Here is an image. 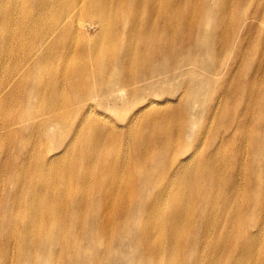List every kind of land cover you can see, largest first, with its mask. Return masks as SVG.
I'll list each match as a JSON object with an SVG mask.
<instances>
[{
  "label": "bare ground",
  "instance_id": "obj_1",
  "mask_svg": "<svg viewBox=\"0 0 264 264\" xmlns=\"http://www.w3.org/2000/svg\"><path fill=\"white\" fill-rule=\"evenodd\" d=\"M220 1L198 4L199 19L207 21L201 31L182 7L194 0H23L29 8L18 17L8 8H16L21 0H0V68H5L0 72V264H50L57 252L62 264L93 259L100 263L110 255L124 258L115 246L104 253L69 236L74 228L68 230L67 216L85 214L90 219L83 243L88 236L93 245H100L99 239L104 242L108 233L111 241H119L121 230L116 231L110 219L95 226L104 201L112 217L127 214L124 225L142 206L152 209L143 212L146 245L161 219L159 234L177 233L180 225L191 227L190 236L183 239L193 238L192 251L207 254L208 262L216 264L220 257L231 264L243 260L242 247L256 243L264 231V222L249 215L253 208L264 213V185L254 202L250 193L252 186L256 191L255 183L242 181L234 166L242 153L222 154L244 142V137L208 133L210 128H197L194 120L212 115L213 108L221 105L222 113L232 110L230 101L222 104L221 97L204 105L203 73L216 66V56L225 54L221 64L228 66V49L232 53L240 38L236 28L220 23L226 13L218 9ZM249 2H231L237 27L260 16L257 11L249 17L240 14V7ZM220 26L234 34L221 38L222 49L217 50L212 42ZM186 35L193 56L179 59L172 44ZM166 66L172 75L159 79L162 85L153 76ZM56 68L64 75H56ZM183 74L198 76L197 81L179 89L177 78ZM238 82L237 103L245 93ZM60 98L63 106L76 105L72 114L62 113ZM263 112L264 92L257 111L259 123L264 121ZM115 116L121 122H115ZM147 134L152 135L150 140ZM58 135L57 143L47 148L45 140ZM118 141L139 153H152L150 166L159 170L158 176L144 177L146 167L129 150L113 154L110 149ZM248 141L255 165L264 168V143L256 137ZM172 151L179 152L173 159ZM128 160L136 166L132 183L125 187L117 170ZM192 166V178L201 184L193 188L189 179L177 185L180 171ZM84 167L90 169L84 173ZM215 206L218 211H211ZM94 227L108 232H93ZM146 254L143 261L155 264ZM167 255L176 260L179 252L166 244L151 257L164 256L167 262Z\"/></svg>",
  "mask_w": 264,
  "mask_h": 264
},
{
  "label": "rangeland",
  "instance_id": "obj_2",
  "mask_svg": "<svg viewBox=\"0 0 264 264\" xmlns=\"http://www.w3.org/2000/svg\"><path fill=\"white\" fill-rule=\"evenodd\" d=\"M193 3H187L183 4L182 7H185L189 13V21H191L192 24L196 25L199 30L205 31V17L199 19L198 12H199V3L202 0H194ZM250 2L248 4H243L240 7V14H245L246 17L252 16L255 11L259 13V18H249V22L247 25L243 28L240 27V25L237 27L235 25V12L233 11V7L230 6L232 0H221L218 4V9L220 11H226L224 19L220 22L223 24L229 23V26L231 28H236L235 34L237 31H239L240 38L236 40V42L233 45V51H235L234 54L231 53V50L228 49V66L223 67L221 62L225 59V54L215 58L214 63L215 67H208L211 69L209 73L204 72V76H206V87L207 91L204 96V105L206 106L209 102L213 103L217 100L219 97L223 99V103L227 101H230L232 110L230 112H224L222 113V105L219 107L213 108V114L209 115L207 113L205 116L195 117V122L197 124V128H210V132L208 133H236L233 136H239L244 137V142H241L238 146L233 145L231 148H228L226 151H223L222 154L227 156H231L232 154L236 155L237 152L242 153L241 160L234 163V166L237 168L238 171L242 174V181L248 180L250 183H255L256 185V191L255 187L252 186V192L250 193L251 199L255 202L260 196V188L264 185V168H261L258 164L255 165L253 161V154L249 147V141L248 138L256 137L258 140V143H264V121L262 123H259V116L260 113H257L258 109L260 108V93L264 92V81L261 82L262 78H264V1L260 3H256L255 0H249ZM16 8L10 9L8 8V11L14 12V16L18 17L19 14H22L24 9L29 8V5L27 2H21L19 4L14 5ZM194 14V15H193ZM193 15V16H192ZM192 16V18H191ZM190 32V31H189ZM212 33V31H211ZM215 39H213L212 42V48L214 49L216 47L217 50L222 49V43L221 38L231 37L233 36L234 32L232 30H226L224 29V26H220L219 29L217 28L215 30ZM233 38V37H232ZM232 38L229 41V44L232 40ZM173 40V39H172ZM189 36L186 35L183 39H178L177 42L173 43L172 45L175 47L176 53L180 58H184L187 56H193V52L189 51ZM169 44V43H168ZM227 45V47L229 46ZM178 50L180 52L178 53ZM211 59L208 58V61ZM147 65V64H146ZM223 67V68H222ZM5 68H0V72H3ZM164 71L163 73H156L153 76V79L159 80L162 79L163 76H170L172 75V70L167 71V66L161 69ZM197 70H201L200 68H197ZM54 73L56 75H64L63 71L59 68H56L54 70ZM151 74L150 76H152ZM198 76H189L188 74H183L182 77H178V87L179 89H184L189 82L194 83L197 81ZM152 79H150L151 81ZM240 85L244 86V95L238 98L237 103V91L236 86L239 83ZM159 83L164 85L162 80H159ZM63 87V86H62ZM204 88H201V93L204 92ZM61 102V103H60ZM63 101L60 98L59 101V109L62 111V113L72 114L76 105L69 104L68 106H63ZM99 109V108H97ZM49 110V109H48ZM47 110V112H48ZM264 115V112H263ZM112 118V117H111ZM115 122H121L119 117L115 116L113 117ZM112 118V120H113ZM202 132H206L204 129H201ZM257 133H260V138H257ZM63 134V133H61ZM60 135H58L56 138L51 136L47 140H45L47 144V148L51 146V144L57 143L58 138ZM122 136V135H121ZM121 136L119 138H121ZM211 137V136H210ZM209 137V138H210ZM152 138V135L147 134L146 139L150 140ZM208 138V139H209ZM175 143V142H174ZM129 150L131 155L133 157H137L139 159V162L146 167L145 171H143V176H158V169H153L150 166V158L152 157V153L148 154L147 152L139 153V149H134L133 146L127 147L126 145H121V142L118 141L117 145H114L111 147L110 151L113 154H125V152ZM179 152L178 151H172L171 159H173ZM129 157V154H128ZM147 160V164H145V161ZM72 164L75 166L74 161ZM136 166L135 161L128 160L126 163H119L118 165V181L123 183V185L129 186L132 183V173L133 169ZM76 168V166H75ZM82 172H86L87 169L90 168H81ZM194 167L188 168L187 170L180 171L178 174L177 181H175L178 184L184 185L189 179H191V187L195 188L197 185H200L201 183L196 181L192 178V175L190 171H192ZM77 171V168L75 169V172ZM220 174V173H219ZM2 176V175H1ZM4 178V176H2ZM136 178H137V172H136ZM226 176H224V179ZM204 186H208V183H203ZM187 186V185H186ZM165 187V186H163ZM166 189V187L164 188ZM188 189V190H187ZM187 189L184 186L185 193H190L189 186H187ZM153 191V190H152ZM151 191V192H152ZM155 192V191H154ZM154 194V193H152ZM194 194V193H193ZM190 194L187 198H189ZM140 199L143 198V196L138 194ZM150 196V195H148ZM153 196V195H152ZM168 203V202H167ZM170 204V205H169ZM104 211L100 215L95 216V226L99 224L100 221L103 220H111L116 224V231L121 230L122 238L119 241H115L114 239L111 241V236L109 233L107 236H105L104 242L101 241L100 245H93L91 240H89L87 236V243L82 242V237L86 234H88V223L90 219V215L85 214H79V216H67L65 223H70V230L71 228H74L71 230V234L69 233V236H71L72 239H74L76 242L82 244L83 246H86L89 244L97 251H103L106 253L107 249L111 247H116V250L119 251V253L124 252L125 257L124 258H115L113 259L112 256H105L103 261L98 263L99 261L89 260V263L84 262L83 264H146L143 261V253L146 254V248L149 249L147 252V256L150 257L155 264L157 262H162L161 264H199L200 261H205V264H213L212 262H208V255L199 252L198 255L192 251L193 246V238L191 240L183 239L184 236H190L192 232V228L180 225V230L177 233H161L160 229L162 231L161 226L163 225L162 220L160 219V223H158L155 229V236L151 240H148L146 245L145 237L143 236V225L146 223V219L144 215V210L147 208L145 205L140 208V212L135 214L133 217L131 223L128 225H124L123 221L125 219V215L127 214H121L116 216H111L108 214L109 210V203L107 201L103 202ZM167 206H173L172 203H168ZM147 210H152L148 209ZM211 211L216 212L218 211V207L210 208ZM130 214V213H129ZM250 214H254L255 221L257 218H260L264 222V213H261L259 211H256L255 208H253L250 212ZM132 215V214H131ZM156 215H159L158 212ZM248 215V219L251 222L252 219ZM133 216V215H132ZM21 215L18 216V220L20 219ZM264 225V224H262ZM264 229V227H262ZM87 230V231H85ZM97 230H106V229H99L98 227H94L93 232ZM107 231V230H106ZM252 231V228H251ZM108 232V231H107ZM256 232V231H255ZM264 234V231H261L260 236L256 239V243L249 244L247 243L246 246L242 247V251L246 253L245 257L240 263L233 264H264V237L261 235ZM13 240V236L10 237L9 241ZM55 240H57V237L55 236ZM173 245L176 247L177 251L179 252L178 258L170 260L169 255H167L168 259L167 262H163L164 256H158V257H151L152 252L155 249L162 248L164 245ZM210 243L207 242L204 245H209ZM218 247V245H216ZM145 248V250H144ZM19 252V251H18ZM34 252V251H33ZM163 255V254H161ZM27 255H23L22 257H26ZM216 264H231L225 263V261L222 259V257L217 259ZM50 264H62L61 256H59L58 252L53 258V261L49 262ZM71 264H80L76 260L73 261ZM150 264H152L150 262Z\"/></svg>",
  "mask_w": 264,
  "mask_h": 264
}]
</instances>
